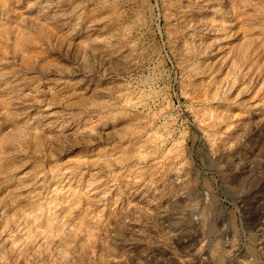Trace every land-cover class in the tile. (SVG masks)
I'll list each match as a JSON object with an SVG mask.
<instances>
[{
	"label": "rangeland",
	"instance_id": "rangeland-1",
	"mask_svg": "<svg viewBox=\"0 0 264 264\" xmlns=\"http://www.w3.org/2000/svg\"><path fill=\"white\" fill-rule=\"evenodd\" d=\"M0 264H264V0H0Z\"/></svg>",
	"mask_w": 264,
	"mask_h": 264
},
{
	"label": "water",
	"instance_id": "water-1",
	"mask_svg": "<svg viewBox=\"0 0 264 264\" xmlns=\"http://www.w3.org/2000/svg\"><path fill=\"white\" fill-rule=\"evenodd\" d=\"M243 183H245V182H242L241 184L243 185Z\"/></svg>",
	"mask_w": 264,
	"mask_h": 264
},
{
	"label": "bare ground",
	"instance_id": "bare-ground-1",
	"mask_svg": "<svg viewBox=\"0 0 264 264\" xmlns=\"http://www.w3.org/2000/svg\"><path fill=\"white\" fill-rule=\"evenodd\" d=\"M123 224V223H122ZM244 260V259H243Z\"/></svg>",
	"mask_w": 264,
	"mask_h": 264
}]
</instances>
